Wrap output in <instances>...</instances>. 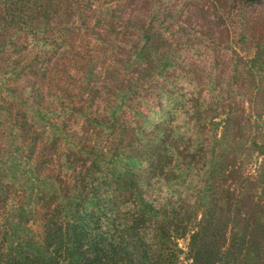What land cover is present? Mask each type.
<instances>
[{
  "label": "trees",
  "instance_id": "obj_1",
  "mask_svg": "<svg viewBox=\"0 0 264 264\" xmlns=\"http://www.w3.org/2000/svg\"><path fill=\"white\" fill-rule=\"evenodd\" d=\"M99 1L22 0L0 8V24H8L0 27V260L121 264L134 249L147 264H170L169 244L188 226L179 216L202 213L198 237L210 234L217 244L230 245L228 252L217 249L209 258L264 264V205L257 192L254 197L246 188L235 198L236 183L222 190L225 199L218 186L211 197L212 184L204 189L210 199L204 195L193 205H178L175 125L165 120L145 127L151 104L179 89L174 80L183 77L181 53L200 41L195 31L212 36L222 30L231 43H247L252 50L242 65L235 63L232 74L237 80L247 72L241 82L247 99L235 113L230 104L223 105L227 98L219 103L214 96L193 99L199 93L194 91L190 119L200 136L228 137L237 123L248 134L243 146L249 142L263 155L259 173H248L242 182L256 186L252 179L264 180V12L257 19L258 3L254 9L248 5L242 23L220 29L207 20L213 13L202 5L206 22L195 28L171 20L174 8H164L162 0ZM228 5V14L240 19L237 3ZM210 22L214 27L207 30ZM190 144L184 146L188 161L195 157ZM208 164L203 161L201 169ZM221 168L212 165L208 175L217 178ZM95 213L140 214L129 233L121 222L124 228L114 237L90 239L84 220ZM146 213L159 216L151 237L145 233ZM214 215L226 217L220 236L207 223ZM229 228L236 229L230 238ZM6 249L18 252L3 254Z\"/></svg>",
  "mask_w": 264,
  "mask_h": 264
},
{
  "label": "rangeland",
  "instance_id": "obj_2",
  "mask_svg": "<svg viewBox=\"0 0 264 264\" xmlns=\"http://www.w3.org/2000/svg\"><path fill=\"white\" fill-rule=\"evenodd\" d=\"M103 1L107 0H100L97 2V5H103L101 3ZM8 2L15 3L22 2V0H0V8L5 6ZM232 2L237 3V5L234 6L236 7L235 13L241 10L240 19L234 17L233 14H228L226 10V7H230L228 4ZM256 2L258 5L255 17L258 19L259 17H263L264 0H162V6L164 8H174L176 18L170 17L171 20L179 24H187L197 28L198 24L206 22V20L202 19V13L199 11L202 5H206V7L210 9V12H212L214 16L216 15V17L213 15L209 17L208 15V21L218 24L220 29H223L225 25H229V27L234 29V26L243 22L240 20L242 19L244 8L253 4L252 9H254L256 7L254 3ZM187 9L189 10L187 11ZM185 10L186 12H184L185 14L182 16L181 13ZM178 12L179 16L177 14ZM138 14L139 13H133L132 16L136 17ZM211 22L210 26H212V28L205 27L207 30L213 29L214 26ZM6 25L8 26V24H0V27ZM0 32H2V30H0ZM195 32L200 41H198L193 48L184 47L186 51L181 53V61L184 66L186 64V67L183 66V69L178 70L183 77L179 80H174V83H178V86H180L179 89L172 95L165 93L161 102L151 104L154 108L147 114L145 127L147 129H152L156 123L159 124L165 120H167L169 124L175 125L174 133L176 134L177 144L180 146L178 151L175 152V159H177L175 195L178 205H193L195 201L198 202L204 195L207 196L206 200L210 199V190L204 191V189H209L206 185L212 184H214V192H211V197L217 196L215 192L217 188L215 190V187L218 186L219 197L225 199L226 197L222 190L224 191V189L236 183L238 192L235 194V198H239L237 195L239 192H243L246 188H251V193L254 197L257 192L256 199L260 201L259 205H264V180L258 182L256 179H252L257 183L256 186L242 182L245 176H248V173H252L253 176L258 174V170L261 169L260 166L263 163V155L258 154L256 150H251L249 148V142L247 143V147L243 146L245 137H248V134L245 131H239L237 129V123H233L234 130L228 137H220V134L213 136V133L206 136L198 135L196 130L193 129L194 125L190 119L192 112H190V104L188 103L189 100H192V92L199 91V93L194 92L196 97L193 99H196L200 95L202 98H211L214 96L216 102L219 103L222 99L227 98L223 105H225L226 108L229 107L226 104H230L233 111L237 113L240 105L247 99L245 92L248 91V88L244 89V91L241 89V82L247 80V72H244L237 80L232 77V74L234 73V69H236L235 63L242 65L243 61L246 60L245 58L252 54V50L247 43H238V45L236 43H231L228 34L226 33L223 36L222 30L214 33L212 36L202 31L196 30ZM199 32L203 33L202 37L199 35ZM204 36L206 37L205 39ZM128 40L130 39L128 38ZM197 47L199 48L198 51ZM245 69L246 67H242V70ZM207 80H211L212 82H208ZM201 83L204 84L200 86ZM183 91L187 93L186 97H181ZM156 92L157 90H154L150 92V94L155 95ZM189 93L192 94L190 95ZM150 99L151 98H148V103L151 101ZM144 108L147 109L146 107ZM254 119L255 117L252 119L253 124H255L253 121ZM187 141L191 143L189 149L190 154H195L194 159L191 161L184 158V154L186 153L184 146ZM202 141H204L203 147L199 146V143ZM222 153L227 155L225 159H223L222 156L220 157ZM230 159H232V162ZM203 161H207L209 164L204 169H201V163ZM212 165L222 167L219 176L215 178L216 181L214 177L208 175L209 171L207 170L211 169ZM231 168L234 169L230 173V175H232L230 177L228 173ZM233 177L236 179L235 182ZM261 208L262 206H259L258 210ZM103 214L104 213H95V217H90L89 214L85 216L84 224H90L88 228L91 229L89 230L90 233H86L88 238L98 239L102 235L105 238L107 235L114 237V234H117L124 228V225L120 224L121 222L128 224L129 233L133 220L137 218L140 213H109L107 217ZM182 214L184 213H181L179 218L181 217L188 226L186 230L182 232L178 240L169 244L172 252L168 262L170 264H224V260L209 258L208 255L217 249L220 250L221 253H226L229 251L230 245L226 244V246H221V244H217L210 234L198 237V231L201 229L200 223L204 218L202 213H190L191 216L189 217ZM146 217L149 221L147 223L149 226L145 230V233L147 237H151L153 233L151 225H154V223L158 221L156 219H158L159 216L157 213H146ZM225 220L226 217L223 215H214L210 216V220L207 223H212V225L216 226L218 235L220 236L219 232L225 231L223 227ZM217 229L214 231L212 228H208V232L216 233ZM233 230L234 229L231 228L228 229V238L234 235L236 229ZM105 250H107V246ZM108 251L112 252L111 248H108ZM14 252L17 253L18 251L6 249L3 251V254H13ZM131 252L135 253L132 255ZM130 253L131 255H128V259L125 258L121 264H147L146 259L141 257V255L137 256V251H134V249L131 250ZM134 256L135 258H133ZM18 262V264H22L23 261L20 260ZM107 263L111 264L110 260H107ZM0 264H17V262L3 259L0 260ZM98 264L102 263L98 262Z\"/></svg>",
  "mask_w": 264,
  "mask_h": 264
}]
</instances>
